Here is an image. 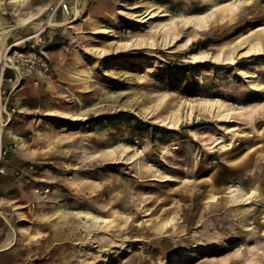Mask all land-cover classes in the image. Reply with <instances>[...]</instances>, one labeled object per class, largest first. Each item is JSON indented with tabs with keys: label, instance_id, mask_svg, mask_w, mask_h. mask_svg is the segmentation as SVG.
I'll return each mask as SVG.
<instances>
[{
	"label": "rangeland",
	"instance_id": "374dc122",
	"mask_svg": "<svg viewBox=\"0 0 264 264\" xmlns=\"http://www.w3.org/2000/svg\"><path fill=\"white\" fill-rule=\"evenodd\" d=\"M60 1L0 0L10 53L49 67L9 96L2 146L33 171L0 174V250L22 251L0 264H264V159L238 168L264 156V0ZM24 6L57 26L33 38ZM215 98L244 117L186 115ZM251 187L255 205L209 199Z\"/></svg>",
	"mask_w": 264,
	"mask_h": 264
},
{
	"label": "bare ground",
	"instance_id": "6f19581e",
	"mask_svg": "<svg viewBox=\"0 0 264 264\" xmlns=\"http://www.w3.org/2000/svg\"><path fill=\"white\" fill-rule=\"evenodd\" d=\"M8 3L14 7L16 4H20V5H25V3H27V0H8ZM26 7V6H24ZM228 8H225L223 10L220 11V15H221V19L227 20V19H233L235 17H237L236 15L233 16H227L224 15L226 12H228ZM33 12V9H31L30 7H26L24 8V10L22 11V13L20 14V12L15 13L14 15L17 16V22L20 23V25L22 26H27L30 24V26H28V29H32L34 30V35L33 38L38 39V35L45 29V28H54L55 26H57V24L53 21L52 18L48 19L47 21H43L42 19H38L39 14H31ZM23 15V16H22ZM150 15V14H148ZM34 22V23H33ZM186 22L191 23L189 20H186ZM199 21L195 23L194 26L198 25ZM11 31L10 30H6V31H2L1 32V36H0V61L1 62H8L10 59L8 58V54L11 51V48H14L16 46V44H13L12 46H9L6 44L7 40H8V36L10 35ZM173 35V33H171ZM165 36L167 37V33L165 34ZM255 40H257L258 42L261 41L260 37L255 38ZM252 50H254V47L252 48ZM193 61H195V63L199 62V63H205L206 60L204 57L199 58L197 56L193 57ZM8 64L4 63L3 66L6 67ZM246 77L248 78H257V75H246ZM186 104V103H185ZM199 108L196 109L195 106L190 105L189 103H187L186 105V115L189 114V118L191 115H193L194 112L198 111L201 114H207L210 115L211 117H214L215 119H218L217 121L220 122H226L229 119L232 118H238L240 119L241 117H244V114L239 111L237 109V107L229 104L228 101H223L221 99H208V100H202L201 102H199ZM2 111V109H1ZM177 115V113H176ZM181 116V115H180ZM62 118L65 119H70L71 122H75V121H80V119L69 116V115H65ZM185 120L186 117H182L179 118V116H176V122L175 124H177V122H179L180 120ZM255 117H253V121H255ZM203 124V123H201ZM5 129H3V127L0 126V147L2 146V143L4 141L3 138V134H4ZM208 137H211V135H208ZM244 137L243 133H235L234 136L232 138H229L228 140L230 141H235L238 138H242ZM256 142V139L254 138V136H252V139L246 140L245 143H254ZM127 149V148H125ZM176 149V147H173V150ZM230 148L225 149L224 151H227ZM165 153H168V151L166 150ZM213 155V152H211ZM230 152H228L229 154ZM233 151L230 153L232 154ZM257 154H258V159L262 160L264 159V156H262V151L259 149L258 146V151L256 153H254L253 156L255 157H248L247 159H245L244 161H242V163L238 166V168L242 169V170H246L248 167H250V165L252 164V160L254 161L255 158H257ZM212 157V156H211ZM51 162L56 164L58 163L57 159H51ZM239 187V186H238ZM246 190L243 191H238V189L234 190V189H229L227 194H225L224 192L222 193L224 196L222 197L218 195H212V197H210L209 199H212L214 202L213 204L218 206L221 205V203H224V205L226 206H233L236 204H241L246 205L248 202H250L252 205H255V202L257 199L260 198V194L258 193V190L254 189V188H250L249 192H245ZM56 194V192L54 191L52 193V195ZM40 199V198H39ZM262 200V199H261ZM260 201V200H259ZM46 202V201H45ZM246 202V203H245ZM53 207V205H51ZM169 223H164L163 226H161L162 233L167 232L166 227ZM172 226H170L171 228ZM264 241V238H262ZM261 239V240H262ZM128 253L130 252L129 250L127 251ZM132 252V251H131ZM130 252V253H131Z\"/></svg>",
	"mask_w": 264,
	"mask_h": 264
},
{
	"label": "built area",
	"instance_id": "2783aa9c",
	"mask_svg": "<svg viewBox=\"0 0 264 264\" xmlns=\"http://www.w3.org/2000/svg\"><path fill=\"white\" fill-rule=\"evenodd\" d=\"M58 10L60 11L61 14L68 13V7L64 1H60L57 4V7L53 11V14H55V12ZM10 52L7 55L8 58L10 59L8 62L0 61V126L3 127V129H6L9 123L8 116H10V113L7 105H8L11 89H15L17 87V84H19V81H21V79L23 80V77H16L15 75L16 73H19L21 67L24 69L27 68V65L20 64L19 58L22 57V55H20L16 50L12 51V54ZM4 63L8 65L4 67L3 66ZM27 63H31V61H27ZM8 69L9 70L11 69L15 73L13 77L6 75V70ZM25 73H27V75H25L27 77L32 76L33 78L31 81L33 82L34 85H37L40 80L47 77L49 73L48 63L46 61H43L42 58H40V63H37L35 66L33 64L32 67L25 69ZM5 85H9L10 87L6 88ZM10 149L11 147L10 146L8 147L7 145H3L0 147V174L2 175L6 173L7 168L5 165L6 164L5 161H7V157L10 154ZM24 171L26 172L33 171V165H29L24 169H20V168L13 169L12 176L15 179H20ZM48 191H49L48 189H45L40 192L44 195L48 193ZM34 193L39 194V191L35 190Z\"/></svg>",
	"mask_w": 264,
	"mask_h": 264
},
{
	"label": "crops",
	"instance_id": "0c3cea01",
	"mask_svg": "<svg viewBox=\"0 0 264 264\" xmlns=\"http://www.w3.org/2000/svg\"><path fill=\"white\" fill-rule=\"evenodd\" d=\"M64 2L66 3V5H68V3L64 0ZM7 44V42H6ZM9 127L7 128V130L5 129V132H4V140H6L8 138L7 136V133H8V130ZM24 158V157H23ZM26 158V157H25ZM28 159V158H27ZM27 159H23L24 161H19V160H7L5 161V165H6V173L3 175V176H12V170L13 169H16V166L17 165H25L27 164ZM27 166V165H26ZM35 198L37 199H42L43 197L40 196V195H36ZM12 242V240L9 241L8 245H10ZM22 251H20L17 247H14L12 249H9V248H2V250H0V260L1 261H4V262H8L9 260L11 259H16L18 258L20 255H21Z\"/></svg>",
	"mask_w": 264,
	"mask_h": 264
},
{
	"label": "trees",
	"instance_id": "16d2710c",
	"mask_svg": "<svg viewBox=\"0 0 264 264\" xmlns=\"http://www.w3.org/2000/svg\"><path fill=\"white\" fill-rule=\"evenodd\" d=\"M137 120V119H136Z\"/></svg>",
	"mask_w": 264,
	"mask_h": 264
}]
</instances>
